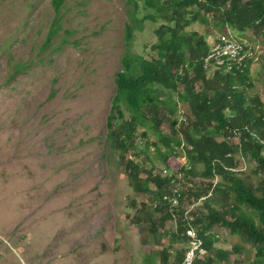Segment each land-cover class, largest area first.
Wrapping results in <instances>:
<instances>
[{"label":"rangeland","instance_id":"obj_1","mask_svg":"<svg viewBox=\"0 0 264 264\" xmlns=\"http://www.w3.org/2000/svg\"><path fill=\"white\" fill-rule=\"evenodd\" d=\"M148 13L140 0H67L59 12L52 0H0V264H145L151 258L162 264L163 249L171 253L170 262L177 252L186 253L187 243H171L177 218L166 222L160 200L133 188L107 136L123 56L156 55L152 46L161 20L140 22L127 39V27L139 26L136 21ZM56 18L58 33L47 43ZM186 31L209 43L226 38L253 47L257 58L246 96L264 103L263 31L229 29L225 35L211 19ZM169 95L158 94L163 101ZM123 111L130 116L125 106ZM160 129L180 137L169 123ZM143 131L126 156L143 169L141 179L146 172L171 176L188 164L183 149L166 167L154 147L147 150ZM149 137L156 140L152 131ZM235 155L245 178L257 185L256 162ZM183 182L179 187L186 191ZM213 232L215 249L242 246L226 264H245L249 249L250 262L255 260L253 247L227 229Z\"/></svg>","mask_w":264,"mask_h":264},{"label":"trees","instance_id":"obj_2","mask_svg":"<svg viewBox=\"0 0 264 264\" xmlns=\"http://www.w3.org/2000/svg\"><path fill=\"white\" fill-rule=\"evenodd\" d=\"M66 1L52 0L55 11L59 12ZM140 1L149 11L141 20H161L163 24L155 30L157 42L152 46L155 56L146 58L127 53L122 58L123 69L116 75L117 94L107 119L110 146L121 153L120 161L133 188L160 200V206L166 207L163 214V218L168 219L166 222L177 218V230L171 233L172 244L188 242L186 229L189 225L184 219L187 205L212 193L193 212V225L204 242V253L195 264H226L230 256L242 249V246L230 251L215 249L218 237L213 229L217 226L253 247L255 260L250 262L249 249L245 264H264V103L259 99L249 102L246 96L247 89L252 87L249 68L253 61H248L243 71L237 70L235 74L221 67L207 69L204 67L210 49L207 37L186 31L197 22L210 25L211 19L225 35L229 29L238 33L250 29L264 33V0ZM138 24L127 27L128 40L133 39L134 28H141ZM58 29L56 18L47 35V43L56 37ZM211 34L215 36V32ZM22 68L17 66L15 71L21 72ZM162 90L170 94L166 101L158 96ZM172 94H176L177 99ZM123 106L130 113L129 117ZM181 116L185 122L181 121ZM163 123H169L180 137L165 135L160 129ZM140 128H144L141 136L148 142L147 150L154 147L166 167L172 166L171 160L183 149L188 164L175 171L172 177L146 172L145 179H141V166L133 159H126L138 146ZM150 131L156 138L153 142L149 141ZM235 153L256 162L261 174L257 185L250 183L244 176L245 170L237 167ZM179 174L183 175L182 179L178 178ZM183 178L188 187L186 191L180 189V205L173 208L164 197L172 198V180L180 186ZM216 178L220 180L217 183L213 182ZM150 183L154 184L155 191L150 190ZM214 197L222 200L220 206L212 199ZM184 253L177 252L171 262L168 249L158 254L162 264H181ZM153 262L151 258L145 264Z\"/></svg>","mask_w":264,"mask_h":264},{"label":"built area","instance_id":"obj_3","mask_svg":"<svg viewBox=\"0 0 264 264\" xmlns=\"http://www.w3.org/2000/svg\"><path fill=\"white\" fill-rule=\"evenodd\" d=\"M256 58V52L253 47L234 39L217 38L210 43L209 52L204 59V67L207 69L221 67L227 73L235 74L237 70L243 71L248 61L252 60L254 62ZM182 120L184 122L186 121L185 119ZM161 175L166 177V171H163ZM182 176V174H179L178 178L182 179ZM214 181L217 183L218 178ZM172 184L174 185L173 197L165 196L164 200L169 201L173 208H178L180 205L181 190L174 180H172ZM189 186H192V184H189ZM211 195L212 193L201 198L197 203L190 205L184 213V219L188 222L189 226L186 229V236L188 238L187 250L181 264H195L196 260L204 253V242L199 236L198 230L193 225L195 222L193 212L201 207L203 202Z\"/></svg>","mask_w":264,"mask_h":264},{"label":"clouds","instance_id":"obj_4","mask_svg":"<svg viewBox=\"0 0 264 264\" xmlns=\"http://www.w3.org/2000/svg\"><path fill=\"white\" fill-rule=\"evenodd\" d=\"M143 4H144V2H143ZM144 7H145V6H144ZM147 21H149V20H147ZM136 22H137V23H140V22H142V20L139 19V21L137 20ZM145 22H146V21H145ZM150 22H151V21H150ZM182 119H185V118L183 117ZM182 119H181V121H183Z\"/></svg>","mask_w":264,"mask_h":264}]
</instances>
